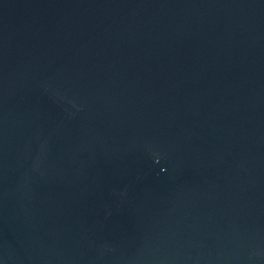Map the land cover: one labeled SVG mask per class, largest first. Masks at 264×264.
Masks as SVG:
<instances>
[{"label": "water", "instance_id": "1", "mask_svg": "<svg viewBox=\"0 0 264 264\" xmlns=\"http://www.w3.org/2000/svg\"><path fill=\"white\" fill-rule=\"evenodd\" d=\"M0 264H264V0H0Z\"/></svg>", "mask_w": 264, "mask_h": 264}]
</instances>
